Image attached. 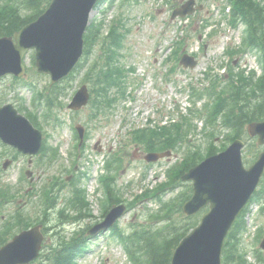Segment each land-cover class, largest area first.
Listing matches in <instances>:
<instances>
[{"label":"rangeland","instance_id":"rangeland-1","mask_svg":"<svg viewBox=\"0 0 264 264\" xmlns=\"http://www.w3.org/2000/svg\"><path fill=\"white\" fill-rule=\"evenodd\" d=\"M168 0H140L134 7L127 9L123 19H127V27L130 29V33L125 42V48L122 50L123 58L121 63L126 70L131 67L136 68L135 73H127L128 90L126 93L125 101L120 102L114 106L107 113L103 114L102 119L97 123H91L89 121L90 115L93 112L91 107L80 111L79 113L71 112L68 108L62 113V120L64 127L60 131H54L52 127L43 125V129L50 135L49 143L54 147H59L61 157L57 162H50L44 160L42 164L38 162V159H34V164L31 166V170L34 172L35 183L37 186L43 185L46 181L56 178L55 176H61L64 168L68 169L72 167L73 158L68 154V148H72L70 144L71 138L74 137L71 124L73 121L77 123L90 125V137L88 142L84 145V152L79 158L78 172L86 173L94 185L100 182L97 180V176L104 173V164L107 159H111L112 155L118 151L126 152L124 155V165L120 169L118 174V187L122 191L121 198L127 201L133 200L134 196L140 194L144 186H153L155 182L165 180L164 173L168 165L175 162V159L179 155H175L171 159H165L154 165L151 168L145 164V161L139 159L136 152V147L120 148L124 143L125 134L128 129L135 127H143L151 122L153 125L160 124L161 122H169L171 116L177 115V109H185L189 106V94L186 87L190 84L204 83V73L210 71L215 74L219 73L226 62L225 57V45L224 37H229L227 29L229 27L228 22L222 18V8L226 4V0H204L202 3L197 0V4H202L203 10L197 12L195 15L188 17L190 19H177L171 21L170 16L172 8L165 4ZM187 0H178V4L184 3ZM108 3L100 6L96 9L92 16L91 22L107 19L111 20L118 14L117 8L108 9L106 7ZM118 7V5H117ZM104 10L106 13L104 14ZM209 20L213 27L208 30H204L206 24L204 20ZM182 26V27H181ZM181 27L180 29H178ZM181 31H183L181 33ZM213 31L216 33L212 34ZM243 28L235 29L233 39L237 41V38H242ZM184 37L187 41V46L190 54L196 55L199 59V66L193 70H178L172 80L167 81L165 73V61L164 58L169 54V49L172 43L177 38ZM201 38V39H200ZM99 46L93 48L92 54L85 66V68L78 74L79 78L74 83L73 88L70 90L67 99L68 104L71 100L70 97L75 94L79 87L82 85L81 81L84 77L86 70L92 65L95 60V53L99 51ZM30 54L27 58L28 67L31 66ZM125 70V71H126ZM35 73V72H34ZM35 79L37 83L43 88L46 84H49L50 78L35 76L30 73L26 79ZM137 91L134 88L138 87ZM8 80L0 84V90L6 92L7 101L16 102V99L20 96L23 97L24 106L31 107L33 100V92L30 89H24L20 85L16 86ZM133 92V95L131 94ZM133 98L132 104L127 102L128 99ZM70 98V99H69ZM127 104L125 105V103ZM125 106H131V110L127 111ZM44 109L43 107H40ZM39 110L38 116L41 121L43 120V114L45 110ZM30 110H32L30 108ZM197 130L191 136V145H202L207 147L209 139L204 137L201 120L196 122ZM228 133V132H227ZM226 132L225 134H227ZM206 136V135H205ZM220 142V141H219ZM101 143L103 150L98 152L96 144ZM219 144H217L218 146ZM120 148V149H119ZM4 157V159L9 158ZM27 168V164L24 158H19L11 169L6 173V180L11 182L12 185L19 183V178L22 172ZM26 171V170H25ZM146 172V177L145 176ZM68 175H63L66 179ZM144 178V179H143ZM87 180H83L82 185ZM67 182L62 193V200L66 201L70 196V190L72 185ZM132 183L129 188H126L128 184ZM25 186V184H23ZM97 198L99 200L97 201ZM90 196L89 200L92 204L91 210L94 216L91 219L86 220L80 225H69L66 227L67 231L74 230L76 228H86L98 221L101 217L102 208L100 200L104 198V194L101 193L98 197ZM26 199H22L25 202ZM15 205L11 204L7 208L0 211L14 212ZM147 206V207H145ZM148 208L156 209L157 206L153 203L142 204L135 210H132L127 214L126 218L121 222V227L124 229L129 228L130 222L135 217V221H142V214L147 211ZM155 210V211H156ZM259 207L256 203L253 204L251 213L255 214V225L264 226V216H259ZM7 216V215H5ZM247 220V217H246ZM249 223V224H248ZM253 224V221H247L248 228ZM250 229V228H249ZM250 232V230H249ZM252 233V232H251ZM244 251L248 252V260L254 261V255L258 249V241L253 238V234L245 235L243 238ZM98 259L104 264H129L127 257L124 253L122 246L118 243V240L110 235L103 236L98 240L90 242V250L86 253L82 260H79V264H97Z\"/></svg>","mask_w":264,"mask_h":264},{"label":"water","instance_id":"water-1","mask_svg":"<svg viewBox=\"0 0 264 264\" xmlns=\"http://www.w3.org/2000/svg\"><path fill=\"white\" fill-rule=\"evenodd\" d=\"M97 1L53 0L38 21L16 34V44L13 38L0 39V76L22 74L23 57L33 47L37 49L41 72L51 74L54 81L67 76L83 53L84 33ZM86 100V94L81 93L77 106ZM249 131L252 136H259L260 143L264 144V123L251 125ZM0 136L28 154L37 153L41 145V134L11 108L0 111ZM242 147L243 143L237 141L227 152L209 158L185 176L186 180L195 182V195L186 204V213L195 214L208 204H211V211L181 242L173 264H221L228 232L264 173V153L250 170H246L240 155ZM36 240L37 229L16 239L11 245L15 259H21L33 249Z\"/></svg>","mask_w":264,"mask_h":264},{"label":"trees","instance_id":"trees-1","mask_svg":"<svg viewBox=\"0 0 264 264\" xmlns=\"http://www.w3.org/2000/svg\"><path fill=\"white\" fill-rule=\"evenodd\" d=\"M50 0H22L21 2L12 1L0 5V37L10 36L21 30L32 17L22 15L24 9H32L35 14L43 12L48 6ZM235 3V8L239 9L242 14L243 21L248 26L247 41L250 46L261 47L264 50V0H232ZM1 3V2H0ZM101 33V28H92L89 30L86 40L90 45L95 42ZM111 38V37H110ZM118 36H114V43H117ZM264 69V57H263ZM114 74L110 73L108 77L101 81L107 82L108 85H115L116 80L113 79ZM100 82V83H101ZM234 86V85H233ZM217 115H223V124L232 128L235 131L232 140L241 136V132L245 126L253 121L264 120V74L255 82L254 78H240L239 84L232 89L229 98H220L216 108ZM179 129L161 132L160 136L165 133L169 134L170 138L164 140H155L156 134L149 131L142 132L138 136L139 139L145 141L149 148H169L176 145L177 136L174 135ZM175 136V138H174ZM215 150L210 151L208 155L215 154ZM203 157L199 154L190 156L189 161L182 168L177 178L171 181V187L179 181L180 176L190 168L199 163ZM111 195V188L108 189ZM181 205H179L180 207ZM170 211L169 213H171ZM169 218L170 216L167 215ZM194 224H186L180 229L167 227L166 230H161L159 237L155 235H147L141 232L138 235L139 247L136 254V264H171L172 254L181 239L194 227ZM245 230V225L239 223L230 236L229 246L227 248V264H247L246 260L240 255L239 235ZM170 236V237H169ZM160 237L162 240H160ZM67 249L57 255V264H70L71 257L77 253L76 246L70 248V252L66 253Z\"/></svg>","mask_w":264,"mask_h":264}]
</instances>
